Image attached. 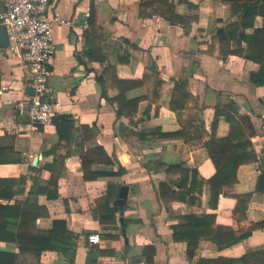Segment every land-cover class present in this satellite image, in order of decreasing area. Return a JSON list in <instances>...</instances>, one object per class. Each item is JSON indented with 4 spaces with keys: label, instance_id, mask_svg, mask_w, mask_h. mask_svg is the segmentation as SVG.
<instances>
[{
    "label": "crops",
    "instance_id": "1",
    "mask_svg": "<svg viewBox=\"0 0 264 264\" xmlns=\"http://www.w3.org/2000/svg\"><path fill=\"white\" fill-rule=\"evenodd\" d=\"M145 1L151 0H53L50 4L51 16L72 21L54 29L50 87L56 115L71 116L76 126L67 148L71 154L57 167L61 173L57 189L50 190L55 196L47 192L52 182L47 165L54 160L50 150L59 142L56 124L30 135L20 130L29 122L31 85L20 57L0 47V185L5 188L1 194H14L0 196V204L29 203L38 213L37 230L52 238L54 246L77 243L74 253L62 249L45 250L40 256L29 253L22 264H209L218 259V264H229L248 249L264 246L263 229L253 230L245 239H239L238 231V240L227 246L203 237L197 244L174 239L173 227L189 214L215 216L204 232L211 237L220 236L217 227L235 229L239 194H252L245 215L240 216L242 228L264 221V192L256 191L264 169V84L256 83L260 65L236 52L232 42L213 40L220 28L238 20L239 13L221 0H172L188 25L185 29L156 14L142 16L140 6ZM4 10L0 0V14ZM263 23L259 16L255 26ZM110 65L114 72L104 90L99 78L106 77ZM116 82L133 85L126 99H140L137 113H131L137 126L118 115V104L112 101L119 93L112 86ZM179 95L197 108L189 139L169 136L182 129L169 106L172 96ZM229 102L237 108L258 160L241 165L237 182L225 185L232 163L218 170L204 145L216 110L226 109ZM229 130L230 123L221 116L217 137H226ZM131 131L147 133L137 141ZM96 147L102 148V158L108 156L112 162L92 163L91 178H85L82 157ZM195 177L200 184L194 203L172 200L183 191L180 184L190 187ZM162 183L170 189L166 194L170 202L160 194ZM123 185L129 192L121 203ZM212 190L220 191L217 206L212 205ZM106 196L109 204L102 201ZM109 208H117L114 215ZM55 222L63 224L50 237ZM93 234L99 235L98 243L89 241ZM190 245L195 248L193 258L188 254ZM0 250L19 253L12 242H0Z\"/></svg>",
    "mask_w": 264,
    "mask_h": 264
},
{
    "label": "trees",
    "instance_id": "2",
    "mask_svg": "<svg viewBox=\"0 0 264 264\" xmlns=\"http://www.w3.org/2000/svg\"><path fill=\"white\" fill-rule=\"evenodd\" d=\"M221 1L231 4L235 13H239V18L237 21L230 22L225 27L220 28L213 36V40L220 39L221 41L232 42L234 48L238 49L236 52L240 53L248 60L258 63L260 65V69L256 74V83L258 86H261L264 84V23L262 27H256L255 24L257 17L261 16L264 19V0ZM179 2H183V0H180ZM189 5L193 8L195 7L190 2ZM140 7L142 16L149 17L156 14L162 16L174 24H181L185 29L188 28L187 23L184 22L183 18L177 14L176 5L172 2V0L145 1ZM250 28L253 29L252 33L247 32V30ZM130 57L131 54L127 53L125 59L128 61ZM113 72L114 68L112 65H110L105 69L106 77L99 78V81L103 84L104 90L108 88V85L110 84L109 81H111L113 76ZM112 86H117V89L119 90L117 97L112 99L113 102L118 104V115L128 117L131 121V124L137 126L138 120H135L131 113H137L140 99H126V93L131 87H133V85H121L120 83L116 82L115 85L112 84ZM176 93L177 92H174V94ZM186 96L187 95L185 94L184 97ZM188 97L190 101L193 100L190 94H188ZM181 98H183L182 95H179L178 98L172 96L169 106L173 111H175L178 121L182 125V129L179 133L169 136H177L181 138L185 137L186 139H189V135L192 137L191 131L194 127L192 115H194V111H196L197 108L191 105L189 102H185ZM123 100H125V104H122ZM225 107L226 109L218 108L216 110L212 125V133L210 135V139L205 142L204 146L206 147L210 158L213 160L218 170L222 168L224 163L228 161L232 163V173L225 182V185H231L237 182V171L239 167L241 165L250 164L257 161L258 155L253 147L252 142L245 132L241 120L237 118L238 110L234 106V103L229 102L228 104H225ZM221 116H224L230 123L229 133L224 138H218L216 133L218 122ZM54 123L56 124L59 134V142L57 147L53 148L49 152L54 155L52 164L47 165V167L52 171L51 187H49L47 190L50 195H52L50 191L51 189H57L58 179L61 174L60 172L57 173V167L61 164L59 162L64 164L65 159L70 156L71 151L67 150V148L71 146V141L76 131L75 121L69 115H56L54 118ZM131 133L133 134L131 136H133V138H137V141H139V139H142L147 132L141 131L140 133H136L131 131ZM160 136H165V134H161ZM126 142L129 143L132 150L136 152L133 143L129 140V138H127V136ZM103 154L102 148L96 147L87 151L82 157L85 178H91V176H89L88 168L92 163H99L102 162V160L108 163L112 162L108 156L102 158ZM20 180L24 182V178ZM199 182L200 181H198L195 177L190 187H188L187 184H184V186L180 184V186L183 188V191L179 194H175L172 200H180L190 204L194 203L196 198L195 192L198 188ZM3 190H5V188H1L0 185V196H8L11 198L14 195H7L5 193L1 194ZM169 190L170 189L167 184H160V194L165 202H170L169 198L166 196ZM256 191L264 192V169L260 174ZM211 192L212 205L217 206L220 198V191L212 190ZM52 196H55V194ZM251 196L252 194L250 193L239 194L236 196L237 204L234 209L235 229L232 230L229 228L217 227V229H219L217 230V234L220 236L211 237L207 235V233L204 234V232H207L205 228L211 225V219H215V216H198L195 214H189L183 215L179 224L173 227L174 239L176 241L186 240L189 242V244H197L195 241H198L203 237L211 241H215L220 246H227L235 243L238 240L236 238V233L238 231L241 232V237L239 239H245L252 234L253 230H264V221L259 223H250L248 224V228L246 230L242 228L240 216L245 215ZM102 201L109 204V196L104 197ZM100 205L101 201L99 200L97 204L98 209L101 208ZM33 209H35V207L27 202L21 201H16L14 205L0 204V242L16 243L19 248V253L0 250V264H22V260L27 254L32 253L34 256H40L45 250L62 249L66 252H76L77 243H74L72 247L62 248L60 246H54L50 241L52 238H45V234L36 228L38 213L35 215ZM116 210L117 208L110 209L113 215ZM98 212L99 210H96L95 214H98ZM62 224V222H55L53 230L48 235L50 237L54 236L57 232V229ZM188 254L192 258L195 256V248L191 245L188 247ZM219 260L221 259L210 260L208 262L209 264H218ZM229 264H264V246L248 249L246 254L240 258L230 259Z\"/></svg>",
    "mask_w": 264,
    "mask_h": 264
},
{
    "label": "built area",
    "instance_id": "3",
    "mask_svg": "<svg viewBox=\"0 0 264 264\" xmlns=\"http://www.w3.org/2000/svg\"><path fill=\"white\" fill-rule=\"evenodd\" d=\"M53 0H3L5 10L0 14V26L6 27L9 53L17 55L23 64L29 84L35 94L29 97V122L20 130L30 135L41 127L54 123L56 102L50 87L51 64L56 53L54 29L56 25L72 24L61 16H51ZM48 97L49 100H45ZM22 108V105H19ZM99 235L89 236L91 243L99 242Z\"/></svg>",
    "mask_w": 264,
    "mask_h": 264
},
{
    "label": "water",
    "instance_id": "4",
    "mask_svg": "<svg viewBox=\"0 0 264 264\" xmlns=\"http://www.w3.org/2000/svg\"><path fill=\"white\" fill-rule=\"evenodd\" d=\"M9 45V37L8 33L6 30V27L1 25L0 26V47H7ZM28 93L30 95L35 94V90L33 87H28ZM128 192H129V187L127 185H123L121 188V193H120V202L124 203L126 198L128 197Z\"/></svg>",
    "mask_w": 264,
    "mask_h": 264
}]
</instances>
